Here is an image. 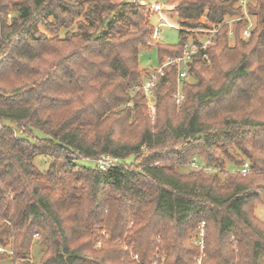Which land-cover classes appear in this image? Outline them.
Here are the masks:
<instances>
[{"label": "trees", "instance_id": "1", "mask_svg": "<svg viewBox=\"0 0 264 264\" xmlns=\"http://www.w3.org/2000/svg\"><path fill=\"white\" fill-rule=\"evenodd\" d=\"M169 5L180 41L155 43L160 65L198 41L187 29L219 26L181 102L176 64L143 88L157 38L139 1L0 0V264H34L35 239L39 264H264V0L247 39L240 0Z\"/></svg>", "mask_w": 264, "mask_h": 264}, {"label": "built area", "instance_id": "2", "mask_svg": "<svg viewBox=\"0 0 264 264\" xmlns=\"http://www.w3.org/2000/svg\"><path fill=\"white\" fill-rule=\"evenodd\" d=\"M139 1L142 3V5H149V7L152 10L161 13L160 17L162 21L161 23H159L158 28L161 25L173 26V23L167 20L162 14L163 13L162 4L160 3L150 4L145 0H139ZM249 3H250V0H240V6L242 7V16L249 19V24L241 30V36L244 39H247L250 36L251 31L254 27V24L250 19L251 17H250L249 7H248ZM242 16L233 18L227 21V23L231 26V29L229 30L230 36L234 35L233 23L236 22L237 20H240ZM8 17H11V13L8 14ZM158 28H155L154 33L152 35V37L155 39L159 37ZM218 30H219V26L212 27L211 29H202V31H200L202 34H204L202 38H199L198 41L189 40L184 45V52L181 56L175 57V58L167 57L164 63L160 65L159 69L152 72L151 75L144 81V84H143L144 90L149 93L151 89L155 86L157 81L159 80L160 76L164 74V67L169 64H176L178 66V92L176 95V99L178 102H181V100L184 98V93L182 91V85H183V82L186 81L190 76V68H191L190 64L194 60V56L198 54L199 52L204 51V56L207 57V54L205 53V51L209 45L214 43ZM112 161L113 160L111 158L104 157L97 161V166L101 169H106L108 164L112 163ZM193 166L195 168L203 167L197 163H193ZM249 170H250V165L248 162H246L242 166L241 172L246 173ZM204 238H205V226H204V223H202L198 232L196 233L194 237V243L200 247L202 252L205 246ZM0 251H3V248L0 247ZM196 261H197V264H200L201 257L196 258Z\"/></svg>", "mask_w": 264, "mask_h": 264}, {"label": "rangeland", "instance_id": "3", "mask_svg": "<svg viewBox=\"0 0 264 264\" xmlns=\"http://www.w3.org/2000/svg\"><path fill=\"white\" fill-rule=\"evenodd\" d=\"M133 1H136V0H133ZM137 1H139V0H137ZM145 1H147L150 4H152V3L162 4V6H163V10H162L163 13L162 14L164 15V17L167 20H169L170 22L173 23V26L161 25L158 28L159 23H161V21H162L161 17H160L161 13L152 10L149 7V5H146L149 8V10H151V14H150L151 24L153 25V27L159 29V37L154 41V43L152 45L140 48L138 61H139V65L142 69L147 70L149 73H152L153 71L159 69V67H160L158 49H157V46L155 43H164V44H173V45L178 44L180 41V35H179L180 26H179L178 19L176 17V12H175L174 6L169 5L170 0H145ZM141 5H142V3H141ZM250 19L254 24L255 18L251 17ZM201 22L204 23V18H202ZM186 31H188L190 33H197L196 36L198 35L199 38H202V36H203V35H201L202 33L200 32V31H202L201 28L194 29L193 31L190 29H187ZM192 79H193V77L189 78V80H192ZM147 99H148V104H149L148 113H149L150 118H151V123H154L155 122V113H156L155 101L153 99L152 94H149ZM37 134L40 137H44V135L41 133H37ZM18 135L21 136L22 134L20 132H18ZM48 160H49L48 155H41V156L36 158L35 164L41 170H44L47 167ZM79 161L83 164H86L88 166H93V167L96 166V164H97L95 161L86 160V159H81ZM198 162L201 164V166L204 165L202 162H200V161H198ZM192 169H195V167L189 163L186 166L179 167V170L185 171V172L192 170ZM238 169H239V167L236 166L235 164H233L231 162L227 163V171L236 172ZM256 215L260 219L264 220V206L263 205H260V204L257 205ZM99 245H100V242L97 243V246H99ZM31 252H32L31 253V260L33 261L34 264H39L40 259H41V254L43 252V246L39 242V240L35 239V243L33 244Z\"/></svg>", "mask_w": 264, "mask_h": 264}]
</instances>
